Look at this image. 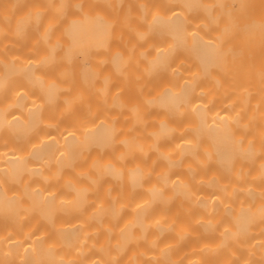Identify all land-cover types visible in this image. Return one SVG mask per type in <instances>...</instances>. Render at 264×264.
<instances>
[{
	"label": "bare ground",
	"instance_id": "bare-ground-1",
	"mask_svg": "<svg viewBox=\"0 0 264 264\" xmlns=\"http://www.w3.org/2000/svg\"><path fill=\"white\" fill-rule=\"evenodd\" d=\"M0 264H264V0H0Z\"/></svg>",
	"mask_w": 264,
	"mask_h": 264
}]
</instances>
